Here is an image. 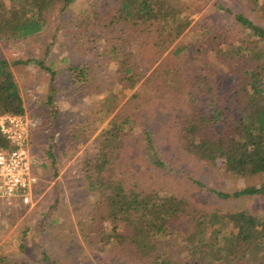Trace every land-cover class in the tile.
<instances>
[{
	"label": "rangeland",
	"instance_id": "374dc122",
	"mask_svg": "<svg viewBox=\"0 0 264 264\" xmlns=\"http://www.w3.org/2000/svg\"><path fill=\"white\" fill-rule=\"evenodd\" d=\"M181 1L188 13V24L183 32L178 27L174 32L180 33L178 40L189 48L179 57L166 51L153 65L152 44L142 48L136 64L145 76L135 88L119 82L121 62L113 59L108 50L120 42L113 41L112 29L103 28L100 22L104 18L108 21L112 15L110 10L109 14L100 11L101 7H115L114 0H75L66 10L61 2L45 13L46 24L39 33L19 39L0 33V58L23 61L12 66L24 98L25 114L37 121L31 150L38 159L40 175L33 205L0 199V258L6 264H53L52 260L62 264H126L96 250L99 245L90 244L91 237H85L92 235L88 227L95 203L85 170L105 144L104 132L119 109L122 117L133 115L124 127V150L114 154H120L119 174L132 181L143 178L151 181L146 186L182 195L197 211L247 209L264 215V196L224 199L212 192H234L248 184H260L264 175H232L222 162L211 166L187 154L180 140V113L187 109L185 100L171 102L176 96L172 94L170 104L161 106L160 95L154 97L152 93L158 77L156 82L150 78L163 64L176 65L183 73L195 66H215L216 51L245 33L234 14L243 13L263 24L264 18L253 11V0ZM139 46L130 45L129 54L134 55ZM101 50L104 55H98ZM75 66L87 70L82 75L73 69ZM143 86L152 90L134 97ZM109 93L116 97L112 103L115 111L106 117ZM121 119L118 118L120 123ZM149 142L164 166L150 160L153 151L147 149ZM50 143L57 160L54 166L46 157Z\"/></svg>",
	"mask_w": 264,
	"mask_h": 264
},
{
	"label": "trees",
	"instance_id": "16d2710c",
	"mask_svg": "<svg viewBox=\"0 0 264 264\" xmlns=\"http://www.w3.org/2000/svg\"><path fill=\"white\" fill-rule=\"evenodd\" d=\"M6 1H0L1 36L5 34L19 39L43 30L49 8L62 2V9L66 10L75 0ZM181 2L114 0L115 7H101L100 11L110 10L112 13L108 21H103L106 18L100 21L102 27L112 29L113 41L120 42L108 50L113 59L121 62L119 82L130 88L138 85L145 72L139 71L136 59L142 48L146 49L150 44L155 58L152 65L166 51L171 50L174 57H179L189 48L187 43L178 40L188 24V13ZM253 11L264 18V0H253ZM234 15L245 33L216 51L215 66H195L183 73L176 65L164 67L163 64L150 77L153 82H156V75L158 77L155 89L139 87L134 97L144 90H152L154 97L160 95L161 106H166L170 104L168 98L176 94L171 102L183 99L187 105V109L180 113L181 148L187 154L211 166L222 162L224 169L232 175L262 176L264 24L243 13ZM177 27L180 33L174 32ZM132 44L140 45L134 55L128 50ZM98 53L104 55L102 50ZM17 62L23 61L0 58V117L26 113L12 66ZM216 66L223 69H216ZM73 69L82 75L87 70L79 66ZM107 97L110 108L105 111L106 117L115 111L112 103L116 98L111 93ZM122 113L119 109L111 118L110 128L104 132L105 144L85 170L95 201L91 212L93 221L88 227L92 235H85L86 239L91 237L89 243L99 245L96 250L126 264H264V215L247 209L226 213L219 209L197 211L182 195L146 186L151 181L143 178L132 181L117 172L120 154L125 147L124 127L129 116H133L122 117ZM148 144L147 149L152 152L154 147L151 142ZM0 145L10 147L1 132ZM118 151L120 154L114 156ZM46 157L53 166L56 165L52 143L47 148ZM150 160L159 167L165 165L156 151L152 152ZM212 192L224 199L264 196V180L234 192L215 189ZM179 236L183 237L180 239ZM5 261L0 258V264H6ZM51 262L62 264L57 260Z\"/></svg>",
	"mask_w": 264,
	"mask_h": 264
},
{
	"label": "built area",
	"instance_id": "2783aa9c",
	"mask_svg": "<svg viewBox=\"0 0 264 264\" xmlns=\"http://www.w3.org/2000/svg\"><path fill=\"white\" fill-rule=\"evenodd\" d=\"M37 121L28 115L0 117V132L10 147L0 145V199L33 205L40 182L39 163L31 150Z\"/></svg>",
	"mask_w": 264,
	"mask_h": 264
}]
</instances>
